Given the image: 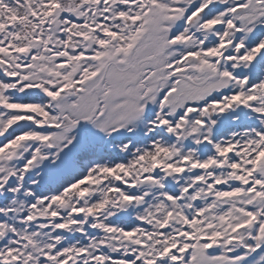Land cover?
<instances>
[{"label":"snow or ice","instance_id":"snow-or-ice-1","mask_svg":"<svg viewBox=\"0 0 264 264\" xmlns=\"http://www.w3.org/2000/svg\"><path fill=\"white\" fill-rule=\"evenodd\" d=\"M0 264H264V0H0Z\"/></svg>","mask_w":264,"mask_h":264}]
</instances>
